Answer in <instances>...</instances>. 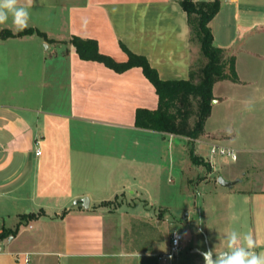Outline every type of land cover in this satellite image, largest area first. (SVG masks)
Returning <instances> with one entry per match:
<instances>
[{
    "label": "crops",
    "instance_id": "obj_1",
    "mask_svg": "<svg viewBox=\"0 0 264 264\" xmlns=\"http://www.w3.org/2000/svg\"><path fill=\"white\" fill-rule=\"evenodd\" d=\"M220 2L219 14L234 11L237 21L241 13L252 18L240 24L243 31L260 22L251 14L264 11V0ZM67 25L68 39H51L53 57H42L36 93L24 85L4 100L0 54V264H149L144 257L150 254H117L109 248V218L96 205L134 185L144 189L125 178L124 171L130 173L139 164L130 150L133 139H147L161 148L176 137L135 127L137 109L155 110L159 101L140 67L117 73L103 63L82 60L69 42L73 36L96 40L100 53L119 63L128 60L126 48L145 57L161 80H188L192 47L187 14L180 0H84L68 9ZM25 91L27 100L20 101ZM55 127L59 134L51 133ZM207 134L212 136L209 144L221 142ZM67 135L82 145L66 149ZM146 147L142 148L153 152ZM57 157L58 166L53 160ZM206 162L207 166L194 167L208 169L201 182L211 186L203 202L209 242L203 251L223 250V237L232 230L252 232L261 243L256 250L264 251V171L228 172L226 181L250 185L228 188L218 184L216 164ZM86 197L88 210L74 205ZM10 217L36 221L43 229L25 238L6 225ZM4 231L10 234L2 239Z\"/></svg>",
    "mask_w": 264,
    "mask_h": 264
},
{
    "label": "rangeland",
    "instance_id": "obj_2",
    "mask_svg": "<svg viewBox=\"0 0 264 264\" xmlns=\"http://www.w3.org/2000/svg\"><path fill=\"white\" fill-rule=\"evenodd\" d=\"M83 1L35 0L34 7L29 9L31 18L28 28L38 29L49 39L66 40L69 36L68 9ZM19 4L26 5V0H19ZM241 15L242 20L237 21L234 11H223L211 26L216 44L222 48L233 49L240 83L224 81L215 86L213 111L205 126L206 133L215 134L213 139L221 141L215 145L235 150L237 160L213 156V144L206 142L212 138L208 134L194 143L195 154L205 161L215 163V175L224 179L228 178V172L235 170H243V173L248 172V175L256 168L264 171V11L251 14L254 18L258 17L260 22L244 31L240 24L252 18L246 19L245 13ZM3 30L18 33L11 20L0 25V32ZM54 49L55 46L51 42L38 35L0 43L5 70V79L1 83L5 101L8 100L11 90L20 89L24 85L31 92H37L38 82L41 80L42 57L49 58ZM66 74L63 72L65 84ZM28 95L27 91L23 92L19 97L20 101L22 98L27 100ZM246 101L252 102L251 111L247 110ZM229 127L232 129L230 136L226 134ZM56 129L58 127H55V132L52 129L51 133L59 134ZM66 139V149L73 148V145H82L77 139L71 140L70 135H67ZM139 142L144 146H137ZM53 143L55 145L56 141ZM138 143L133 139L130 150L133 159L139 164L132 172H124L125 178L130 179V185L137 184L144 189L134 185L115 198L96 205V208H101L109 218V248L124 255L147 253L150 255L144 259L149 264H162L157 256L168 250L170 236L177 231L183 234L184 239L174 264H204L200 253L208 247L209 242L205 234L206 224L203 222L202 211L205 194L211 186L201 180L207 178L208 169L199 168L198 171L190 167V148L185 138L166 140L161 148L147 139L139 140ZM145 145L153 152L144 150L142 147ZM53 160L58 166L60 159L57 157ZM120 172L117 171L115 175L118 179ZM132 173L137 177L136 180L131 176ZM201 175L204 178H201ZM247 186L250 185L245 182L234 188ZM5 223L19 230L25 238L43 229L42 224L36 221H21L17 217L6 218ZM29 225L33 229H29Z\"/></svg>",
    "mask_w": 264,
    "mask_h": 264
},
{
    "label": "trees",
    "instance_id": "obj_3",
    "mask_svg": "<svg viewBox=\"0 0 264 264\" xmlns=\"http://www.w3.org/2000/svg\"><path fill=\"white\" fill-rule=\"evenodd\" d=\"M187 14L190 30L192 60L188 80L163 81L147 59L126 48L127 62H116L99 51L98 42L92 39L71 37L70 44L82 60L97 61L117 73H124L140 67L151 82L158 96L155 110L140 108L136 111L135 127L162 134L185 138L189 144L191 167L207 166V162L195 154L194 143L207 136L206 123L213 111L214 87L224 81L240 83L236 71V55L231 48L219 47L211 28V22L221 10L220 0L194 1L180 0ZM38 35L47 42H54L38 29L27 28L22 32L10 30L0 32V40ZM10 232H2V239Z\"/></svg>",
    "mask_w": 264,
    "mask_h": 264
},
{
    "label": "clouds",
    "instance_id": "obj_4",
    "mask_svg": "<svg viewBox=\"0 0 264 264\" xmlns=\"http://www.w3.org/2000/svg\"><path fill=\"white\" fill-rule=\"evenodd\" d=\"M35 0H26V5H20L19 0H0V25L11 20L15 31L22 32L29 27L31 14L29 9L34 7ZM247 110L251 111V101H246ZM226 134L231 135V127L226 129ZM233 159L235 156L233 155ZM224 248L217 252L208 249L201 252L204 264H264V251L256 249L261 246L252 232L239 233L232 230L223 237Z\"/></svg>",
    "mask_w": 264,
    "mask_h": 264
},
{
    "label": "built area",
    "instance_id": "obj_5",
    "mask_svg": "<svg viewBox=\"0 0 264 264\" xmlns=\"http://www.w3.org/2000/svg\"><path fill=\"white\" fill-rule=\"evenodd\" d=\"M211 153L213 156L218 155L220 157H226L228 159L237 160V153L231 148H225L219 145L213 144L211 146ZM37 154H40V151H37ZM233 155L235 159H233ZM184 236L180 232H173L170 236L168 250L157 256L159 262L163 264H174L179 252L181 251L182 242Z\"/></svg>",
    "mask_w": 264,
    "mask_h": 264
},
{
    "label": "water",
    "instance_id": "obj_6",
    "mask_svg": "<svg viewBox=\"0 0 264 264\" xmlns=\"http://www.w3.org/2000/svg\"><path fill=\"white\" fill-rule=\"evenodd\" d=\"M237 183H238V180L237 181H226L222 177H220L218 179V184H220L223 187H228L229 188V187H232V186L236 185ZM74 205L75 206H78V207H82V208L88 210L89 209V206H90V200L87 197L86 198L77 199L74 202Z\"/></svg>",
    "mask_w": 264,
    "mask_h": 264
}]
</instances>
